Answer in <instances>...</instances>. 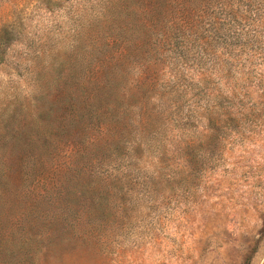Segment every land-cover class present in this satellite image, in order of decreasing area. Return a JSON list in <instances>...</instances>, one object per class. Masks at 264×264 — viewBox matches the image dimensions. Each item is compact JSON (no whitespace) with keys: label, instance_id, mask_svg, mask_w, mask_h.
Wrapping results in <instances>:
<instances>
[{"label":"rangeland","instance_id":"374dc122","mask_svg":"<svg viewBox=\"0 0 264 264\" xmlns=\"http://www.w3.org/2000/svg\"><path fill=\"white\" fill-rule=\"evenodd\" d=\"M0 264H264V0H0Z\"/></svg>","mask_w":264,"mask_h":264},{"label":"trees","instance_id":"16d2710c","mask_svg":"<svg viewBox=\"0 0 264 264\" xmlns=\"http://www.w3.org/2000/svg\"><path fill=\"white\" fill-rule=\"evenodd\" d=\"M91 123H92V122H91ZM90 125H91V124H90ZM99 125H100V124H99ZM100 128H101V129H100ZM98 129H99L100 131H101V130H104V131L107 130L106 127H104L103 129H102V127H99ZM132 145H133V143H127L126 146L130 149V148H132ZM127 147H126V148H127ZM134 158H135V157H132V160H130V158L127 159V163H128V166H129L128 169H129V171H131V172H133V171L135 170V167H134ZM116 162H117V161H116ZM118 162H119V161H118ZM118 162H117V163H118ZM105 166H107V164H105ZM105 168H106V167H103V166H102V168L98 170V174L101 175V176H103L104 173L106 172V170H104ZM103 178H104V177H103ZM103 178H101V181H103V180L105 179V178H104V179H103Z\"/></svg>","mask_w":264,"mask_h":264}]
</instances>
